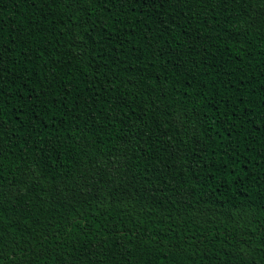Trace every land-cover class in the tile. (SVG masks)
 <instances>
[{
  "label": "trees",
  "instance_id": "trees-1",
  "mask_svg": "<svg viewBox=\"0 0 264 264\" xmlns=\"http://www.w3.org/2000/svg\"><path fill=\"white\" fill-rule=\"evenodd\" d=\"M0 264H264V0H0Z\"/></svg>",
  "mask_w": 264,
  "mask_h": 264
}]
</instances>
